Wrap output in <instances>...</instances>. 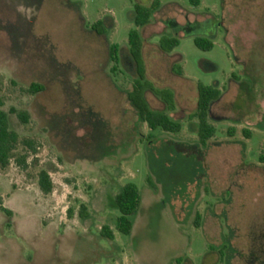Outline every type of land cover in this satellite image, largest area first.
Here are the masks:
<instances>
[{
	"label": "rangeland",
	"instance_id": "374dc122",
	"mask_svg": "<svg viewBox=\"0 0 264 264\" xmlns=\"http://www.w3.org/2000/svg\"><path fill=\"white\" fill-rule=\"evenodd\" d=\"M152 1L0 0V110L36 145L25 168L15 162L26 153L20 145L0 169V204L11 212L0 208V264H264V0H158L139 28L154 90L144 100L179 132L148 128L126 96L137 78L127 43L133 5ZM170 20L197 30L186 35ZM98 21L104 34L91 28ZM197 35L212 48H197ZM163 36L178 46L163 52ZM198 82L221 91L205 146L193 116ZM31 83L43 90L26 93ZM40 170L49 194L38 187ZM127 183L141 203L125 235L114 196Z\"/></svg>",
	"mask_w": 264,
	"mask_h": 264
},
{
	"label": "trees",
	"instance_id": "16d2710c",
	"mask_svg": "<svg viewBox=\"0 0 264 264\" xmlns=\"http://www.w3.org/2000/svg\"><path fill=\"white\" fill-rule=\"evenodd\" d=\"M198 3V0H195ZM160 7V2L158 0H153L149 5H141L135 3L133 5V25L134 28L128 33V47L129 53L135 65V71L137 78L132 81L131 89L126 93V96L132 106L136 109L139 119L146 123L148 128L155 129L160 128L165 132H179L181 130V124L174 121L166 112L152 110L144 100L143 92L145 89H150L151 85L147 82L145 78L144 65L141 60V48L142 41L139 33V28L145 26L149 23L152 13ZM100 21L93 24L91 28L98 34H104L106 31L104 28H97ZM171 28L182 30L184 34L190 35L195 34L197 27H194L191 22H187L186 27L180 28L173 20L166 22ZM194 45L203 50L208 51L212 48V42L202 36H195L193 39ZM179 41L174 37H161L159 39V48L166 53L171 52L176 46H178ZM109 58L112 66L110 68L111 73L117 71V66L119 64V46L117 44L109 45ZM172 71L176 74H181V69L176 64L172 65ZM43 90V86L37 83H31L27 89H24L26 93L35 94ZM154 91V90H153ZM197 91V101H196V111L193 116L197 120V138L200 145L205 146L207 142L214 136L215 127L209 122L208 109L210 103L217 98H219L221 91L217 87L211 85H205L200 82L196 84ZM156 94L164 100L167 105L168 110H173V105L164 98L161 92ZM9 113L16 114L18 120L25 124L29 121V114L25 110H16L15 108H10ZM245 135H249V132L244 130ZM232 134V129L229 131ZM23 146L26 149V153L15 158V162L21 168L26 167L27 154L29 152L36 151L35 142L28 138L20 139L18 134L10 130L8 122V113L0 110V169H5L11 162L13 152L18 146ZM37 184L39 189L44 194H49L52 191L53 185L50 176L47 171L40 170L37 173ZM114 203L119 211V216L116 219V229L121 234L128 235L132 229V217L137 213L140 203L141 196L138 188L133 183H127L123 185L120 190L114 196ZM1 210L10 216L11 212L2 207ZM80 217L86 216L85 208L81 205L79 211ZM199 215H196L195 225H197V220ZM102 235L107 238H112V232L106 227L101 229Z\"/></svg>",
	"mask_w": 264,
	"mask_h": 264
}]
</instances>
